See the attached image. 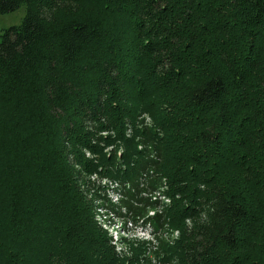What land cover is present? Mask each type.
<instances>
[{
  "label": "trees",
  "instance_id": "trees-1",
  "mask_svg": "<svg viewBox=\"0 0 264 264\" xmlns=\"http://www.w3.org/2000/svg\"><path fill=\"white\" fill-rule=\"evenodd\" d=\"M21 7L0 33V264H150L152 243L117 253L96 219L120 215L104 181L134 218L163 180L158 264H264V0H0V15Z\"/></svg>",
  "mask_w": 264,
  "mask_h": 264
},
{
  "label": "built area",
  "instance_id": "built-area-1",
  "mask_svg": "<svg viewBox=\"0 0 264 264\" xmlns=\"http://www.w3.org/2000/svg\"><path fill=\"white\" fill-rule=\"evenodd\" d=\"M147 117H144L145 121ZM141 146L138 148L140 149ZM151 173V172H150ZM104 184L107 186L106 191H105V196H106V203L113 207L114 209L118 210L120 215L117 218L114 214H110L108 211L107 213H101L102 211H98L99 217H103L102 222L105 223V226L107 228H112L116 225V222H120V224L123 225V233H135L137 234L140 238H127V237H111V244L114 247L115 244H120L122 247L117 250V248L114 247L115 251L117 253H122L124 254L126 251V243L127 242H134L135 244L137 242H148L149 244H153V247H147V258L149 260L150 264H158L159 260H156V255L154 251L156 250V243H155V237L161 233L160 231L162 230V226L157 225L154 222V219L158 216H164L167 210L169 209L171 205V198L168 196V187L166 183L161 181L160 185L156 186V188L151 191V192H145L143 193V196L148 198L154 206L148 210L149 207H146L145 209V215L143 216L140 214L137 218L138 221L133 222V217L132 214L127 212L126 208L121 205L119 202L121 199L120 196V190L117 188V184L109 181H104ZM109 185V186H108ZM125 188H129V184L125 183L123 185ZM105 217L107 219H105ZM110 218H115V222L111 223L108 222ZM165 220V225L163 229V237L165 241L171 240L170 235H167L168 233L167 229H170L169 226L167 225V218ZM154 223V225H152ZM171 234V232L169 233ZM169 237V239H167ZM170 244V243H169ZM149 248V249H148Z\"/></svg>",
  "mask_w": 264,
  "mask_h": 264
},
{
  "label": "rangeland",
  "instance_id": "rangeland-1",
  "mask_svg": "<svg viewBox=\"0 0 264 264\" xmlns=\"http://www.w3.org/2000/svg\"><path fill=\"white\" fill-rule=\"evenodd\" d=\"M24 14H25V10H24V7H21L19 8L17 11L13 12V13H10V14H6V15H0V33L2 30L4 29H7L9 27H12V26H16V25H19L22 18L24 17ZM147 121L149 122L150 121V117L147 116ZM121 151V150H119ZM152 156V155H150ZM86 157H89L88 155ZM165 182V181H164ZM109 186V185H108ZM154 205L152 204V206H150L148 208V210H150ZM145 212H142V215H145ZM99 213V212H98ZM101 213H107L108 212H104L102 211ZM103 217H98L96 220H97V223H98V226L101 228V231L104 232L108 237H127V238H140L137 234L135 233H123L122 229H123V225L120 224V222H116V225L112 228H107L105 226V223L102 222ZM115 218H110L108 222H115ZM138 221L137 218H134L133 219V222H136ZM152 225H154V223H152ZM168 230V233H166L167 235H170V239L171 240H168V241H165V243H170L171 245H174L180 238V234H179V231L176 230V229H173V228H170V229H167ZM171 232V234H169ZM167 239H169V237H167ZM129 243V244H128ZM130 244H135V243H132V242H127L126 243V251L129 249L128 245ZM136 245V244H135ZM115 248L120 249L122 246L120 244H115L114 245ZM143 253V256H146L147 257V248H144V252ZM160 257V256H158ZM121 258H126L125 256H121Z\"/></svg>",
  "mask_w": 264,
  "mask_h": 264
},
{
  "label": "bare ground",
  "instance_id": "bare-ground-1",
  "mask_svg": "<svg viewBox=\"0 0 264 264\" xmlns=\"http://www.w3.org/2000/svg\"><path fill=\"white\" fill-rule=\"evenodd\" d=\"M128 135H129V134H128ZM151 178H152V177H151ZM162 179H164V178H162ZM162 179H161V180H162ZM154 180H155V179H154ZM104 186H105V185H104ZM143 216H144V215H143ZM137 217H138V216H137ZM100 227H101V226H100ZM110 244H111V243H110ZM158 244H159V243H158Z\"/></svg>",
  "mask_w": 264,
  "mask_h": 264
}]
</instances>
